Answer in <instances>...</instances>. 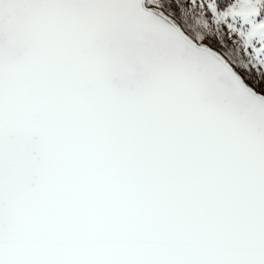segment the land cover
I'll return each instance as SVG.
<instances>
[{"label":"snow or ice","instance_id":"1","mask_svg":"<svg viewBox=\"0 0 264 264\" xmlns=\"http://www.w3.org/2000/svg\"><path fill=\"white\" fill-rule=\"evenodd\" d=\"M0 264H264V0H0Z\"/></svg>","mask_w":264,"mask_h":264}]
</instances>
